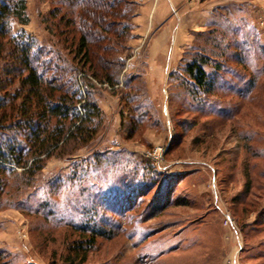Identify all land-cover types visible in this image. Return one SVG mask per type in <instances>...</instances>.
Wrapping results in <instances>:
<instances>
[{
  "label": "rangeland",
  "instance_id": "1",
  "mask_svg": "<svg viewBox=\"0 0 264 264\" xmlns=\"http://www.w3.org/2000/svg\"><path fill=\"white\" fill-rule=\"evenodd\" d=\"M26 1L30 21L14 28L65 57L41 21L48 0ZM223 6L227 22L208 28L223 46L211 62L221 63L215 94L185 107L178 100V109L169 102V113L160 90L153 103L161 123L147 120L126 139L115 122L123 102L102 88L94 93L105 114L96 142L79 146L75 156L43 157L37 171L14 167L7 174L0 264H264V0L225 1L209 21L218 20ZM201 41L192 40L185 60ZM156 146L164 149L159 165L144 156ZM115 151L117 161L106 164ZM129 186L138 193L130 208L111 210L115 202L102 200L110 194L125 202ZM88 221L115 235L96 238L83 262L82 250L71 262L73 246L84 242L78 227Z\"/></svg>",
  "mask_w": 264,
  "mask_h": 264
},
{
  "label": "trees",
  "instance_id": "2",
  "mask_svg": "<svg viewBox=\"0 0 264 264\" xmlns=\"http://www.w3.org/2000/svg\"><path fill=\"white\" fill-rule=\"evenodd\" d=\"M48 3L49 9L41 21L48 34L55 37V44L67 51L65 57L59 50L47 49L23 27L14 28V22L26 25L30 21L26 0H0V129L5 132L4 141L0 139V190L14 167L37 171L43 167V157L75 156L79 146L98 140L105 114L95 99L97 90H109L123 102L120 128L126 139L133 137L145 121L155 125L160 122L138 75L125 78L120 85L122 56L128 51L136 2L48 0ZM218 10L223 13L217 21H208L207 29H220L227 22L229 8L223 6ZM194 36L199 42L202 40L195 44L194 55L188 60L182 55L178 68L169 73L168 100L175 103L176 109L178 100L184 107L186 102L202 103V98L215 94L220 84L221 63H211L218 55L222 56L220 50L218 54L214 51L223 48L220 40L211 29L198 31ZM210 66L212 70H208ZM118 154L115 151L107 155L105 163H115ZM92 157H98V153ZM149 166L150 175H155V166L150 163ZM133 188L129 186L125 202L115 195L101 197L115 202L110 205L111 210H117L119 204L130 208L138 194ZM78 228L85 234L84 242L73 246V255L67 257L71 262H75L80 250L83 254L79 262H83L96 238L112 239L115 235L104 223L88 221Z\"/></svg>",
  "mask_w": 264,
  "mask_h": 264
},
{
  "label": "crops",
  "instance_id": "3",
  "mask_svg": "<svg viewBox=\"0 0 264 264\" xmlns=\"http://www.w3.org/2000/svg\"><path fill=\"white\" fill-rule=\"evenodd\" d=\"M134 1L137 13L127 41L129 54L122 56L124 67L119 79L122 83L125 78L138 75L152 101L162 90L168 112L170 71L178 68L184 50L194 39L193 33L204 30L213 9L229 0ZM115 122L117 129L119 116Z\"/></svg>",
  "mask_w": 264,
  "mask_h": 264
},
{
  "label": "built area",
  "instance_id": "4",
  "mask_svg": "<svg viewBox=\"0 0 264 264\" xmlns=\"http://www.w3.org/2000/svg\"><path fill=\"white\" fill-rule=\"evenodd\" d=\"M163 151H164L163 146H156L152 150L147 149L145 151L144 156L153 160L154 163H156V165H159L162 163V160H160V158L162 156ZM226 221L230 222L229 218H227Z\"/></svg>",
  "mask_w": 264,
  "mask_h": 264
}]
</instances>
